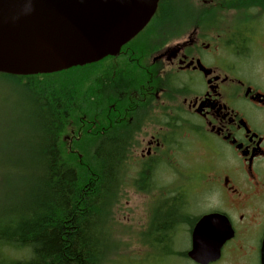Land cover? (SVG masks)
Returning <instances> with one entry per match:
<instances>
[{
	"label": "flooded vegetation",
	"instance_id": "obj_1",
	"mask_svg": "<svg viewBox=\"0 0 264 264\" xmlns=\"http://www.w3.org/2000/svg\"><path fill=\"white\" fill-rule=\"evenodd\" d=\"M92 64L103 70L99 91L111 86V110L129 113L125 134L141 138L132 148L144 144L133 185L142 173L151 189L163 185V166L176 170L192 155L201 168L194 200L155 196L177 202L176 232L190 249L200 218L222 215L233 233L210 263L262 264L264 0H158L116 55Z\"/></svg>",
	"mask_w": 264,
	"mask_h": 264
},
{
	"label": "trees",
	"instance_id": "obj_2",
	"mask_svg": "<svg viewBox=\"0 0 264 264\" xmlns=\"http://www.w3.org/2000/svg\"><path fill=\"white\" fill-rule=\"evenodd\" d=\"M94 65L49 74L12 75L25 81L37 118L31 127L35 134L24 140V155L15 163L21 171L19 188L8 192L6 203L0 206V264L116 263L109 258L117 243L113 208L125 184L120 171H127V137L123 133L128 129L97 139L101 122H92L94 127L90 125L70 145L63 137L70 125L79 123L81 110L76 99L83 80L95 71L87 68ZM112 99L113 91L107 93L98 110L94 102L88 115L94 117L103 111V123L112 124L118 116L117 111H110ZM123 107L120 103L119 110ZM120 120L118 124H122ZM145 176L142 173L138 189L147 192L151 187L143 183ZM158 202L152 208L150 226L141 233V243L148 248L156 246L163 253L186 256V252L167 248L172 243L166 241L176 230L179 217L177 202ZM162 241L165 244H156Z\"/></svg>",
	"mask_w": 264,
	"mask_h": 264
},
{
	"label": "water",
	"instance_id": "obj_3",
	"mask_svg": "<svg viewBox=\"0 0 264 264\" xmlns=\"http://www.w3.org/2000/svg\"><path fill=\"white\" fill-rule=\"evenodd\" d=\"M158 0H0V73L49 74L116 55ZM219 214L200 218L187 257L208 264L232 236ZM264 264V242L262 246Z\"/></svg>",
	"mask_w": 264,
	"mask_h": 264
},
{
	"label": "rangeland",
	"instance_id": "obj_4",
	"mask_svg": "<svg viewBox=\"0 0 264 264\" xmlns=\"http://www.w3.org/2000/svg\"><path fill=\"white\" fill-rule=\"evenodd\" d=\"M102 73L103 70L92 71L91 75L85 78L80 85L81 95L75 103L76 107L81 110L78 114L79 123L70 125L68 131L63 135L69 145L77 141L84 130H89V126H93L92 122H101L99 135L95 136L97 139L113 132H118L120 135L123 133L121 130L125 127L128 129L127 132L129 131L130 124L127 122L129 113L121 120L119 116L115 117L112 124L103 123L106 120L103 111H98L94 117L88 115L92 110V104L97 103V107H94L98 110L104 101L102 94L107 95L103 87L101 92L99 91L98 82L95 80L102 76ZM114 73L112 70H107L108 76L114 77ZM24 82H20L11 74L0 73V206L6 203L8 192L12 194L19 188L20 184L17 185V183H21V171L20 166L15 163L24 155V140L32 138L35 134V130L33 131L31 127L37 118L36 106L32 95L23 85ZM90 88L91 92L89 93ZM111 91L110 86L108 92ZM104 102H107L106 98ZM115 102L113 98L108 105L115 104ZM111 108L110 106V111H115ZM118 120L122 124H118ZM73 130L77 134H74ZM123 135L127 137V147H125V163L127 164L125 170L127 171L126 173L124 170L120 171L121 179H124L125 184L121 187L118 202L113 208V218L116 221L113 235L117 243L116 248L114 245L109 258L112 257L117 264H197L186 256L163 253L161 249L157 250L156 246L148 248L149 246L141 243V233L150 226L152 208L159 203L156 199L160 200V198H155L157 194L176 195L184 193L188 200H194L198 194L200 162L187 153L184 164L178 169H176L177 166H175L176 170L167 168L166 165L163 166V171H165L163 173V185L147 192L141 191L138 186L133 185V179L136 175L135 169L139 166L137 162L140 156V148L144 144L136 149L132 148V143L141 142V138L139 136L129 138L125 132ZM166 242H171L172 244H169L167 248H172L176 252H186L189 248L187 245L188 237L183 231H173L172 234H169V239ZM160 243L165 244L164 241L156 242V244ZM19 255L25 256L24 254Z\"/></svg>",
	"mask_w": 264,
	"mask_h": 264
}]
</instances>
